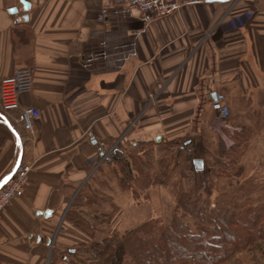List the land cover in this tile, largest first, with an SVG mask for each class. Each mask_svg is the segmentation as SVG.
Returning a JSON list of instances; mask_svg holds the SVG:
<instances>
[{
	"label": "crops",
	"instance_id": "obj_1",
	"mask_svg": "<svg viewBox=\"0 0 264 264\" xmlns=\"http://www.w3.org/2000/svg\"><path fill=\"white\" fill-rule=\"evenodd\" d=\"M24 1L27 9L0 0V79L32 68L21 101L39 117L29 135L0 111V184L18 159L31 166L23 192L0 212V264H43L50 232L111 165L99 143L216 150L218 92L232 127L264 135V0H202L166 13L117 0ZM252 149L260 157L235 176L264 199V138Z\"/></svg>",
	"mask_w": 264,
	"mask_h": 264
},
{
	"label": "rangeland",
	"instance_id": "obj_2",
	"mask_svg": "<svg viewBox=\"0 0 264 264\" xmlns=\"http://www.w3.org/2000/svg\"><path fill=\"white\" fill-rule=\"evenodd\" d=\"M213 123L214 118L210 123L212 128ZM259 126L260 123L258 128ZM231 130L214 129L218 141H214L217 148L212 151L207 150L201 142H198L196 147L184 146V150H180L177 148L181 143L178 140L148 147L150 154H143L139 158H150L152 167L149 172L154 177L155 184L146 190L140 191L138 188V198L133 197L130 189L117 186V174L112 165L99 167V173H96L92 181L80 192L85 197L84 204L73 208L78 211V217L85 221L88 228L92 227V230H88L93 234L80 230L66 220L64 215L58 231L53 229L50 232L51 242L43 247V264H92L91 257L86 252L91 242L113 234L121 235L150 218L169 223L176 197L186 191L200 196L203 217L197 219L186 214L182 216V220L188 223L192 231H202L208 237L216 236L215 239L208 240L210 244L222 249V259L216 264H264V220L259 225V237L248 246L235 249L234 242L228 237L233 233H224V237L220 238L219 231L227 230V227L220 225L224 216L264 207V199L254 197L255 193L251 192L255 185L246 182L245 176H235L240 175L238 168L243 165L244 160H250L245 163V166H248L246 168L250 169L248 164L251 160L260 157L252 148L256 140L264 138V135L262 132L251 135L252 128L250 132L245 130V135L237 138L236 149L230 154H225L222 152L221 142L225 148L231 147L236 142L235 134L242 131V127L233 128L232 132ZM250 145L251 149L246 152L245 148ZM122 148L130 153L129 156L139 152L129 143ZM261 154L263 156L264 153ZM192 158L204 159L206 165L201 172L193 168ZM106 176L108 177L105 178ZM69 249H74V252H69ZM175 264L194 263L185 260Z\"/></svg>",
	"mask_w": 264,
	"mask_h": 264
},
{
	"label": "trees",
	"instance_id": "obj_3",
	"mask_svg": "<svg viewBox=\"0 0 264 264\" xmlns=\"http://www.w3.org/2000/svg\"><path fill=\"white\" fill-rule=\"evenodd\" d=\"M245 130L250 132L251 128L243 126L242 131L233 133L236 142L231 147L225 148L221 142L222 152L225 154L233 152L238 145L237 138L243 137ZM152 145L151 141L138 142L133 146L139 152L132 156H129L130 153L122 147L116 146L111 154L104 158L106 163L114 167L119 187L130 189L134 198H138L141 190L155 184V179L149 172L152 167L150 158H139L143 154H150L148 147ZM175 201L169 223L150 218L121 235L113 234L91 242L86 250L91 257L90 262L92 264H175L185 260H191L194 264L219 262L222 259L221 247L214 246L208 241L215 239L216 236L208 237L202 231H192L188 223L182 220V216L186 214L197 219L203 217L200 196L186 191L180 193ZM73 208L66 212L65 219L80 230L92 233L89 231L92 227L88 228L85 221L78 217V211ZM223 218L220 225L227 227V230L219 231L220 238L224 237V233H233L228 237L234 242V248L245 247L259 237V225L264 220V207L257 210L246 209Z\"/></svg>",
	"mask_w": 264,
	"mask_h": 264
},
{
	"label": "built area",
	"instance_id": "obj_4",
	"mask_svg": "<svg viewBox=\"0 0 264 264\" xmlns=\"http://www.w3.org/2000/svg\"><path fill=\"white\" fill-rule=\"evenodd\" d=\"M130 7L145 13H166L178 11L183 5L202 0H117ZM33 69L30 67H20L12 74L0 79V111L14 122H17L29 135L34 133V122L39 117V110L33 106L22 104V94L31 87V76ZM212 107L215 111L213 129L221 131L233 128L228 122V106L225 103L224 94L216 93ZM236 129V128H235ZM221 134V132H220ZM98 153H102L101 159L111 154L103 149V143L97 146ZM31 170L29 164L20 163L13 176L2 186H0V212L7 203L23 192Z\"/></svg>",
	"mask_w": 264,
	"mask_h": 264
},
{
	"label": "water",
	"instance_id": "obj_5",
	"mask_svg": "<svg viewBox=\"0 0 264 264\" xmlns=\"http://www.w3.org/2000/svg\"><path fill=\"white\" fill-rule=\"evenodd\" d=\"M206 1H222V0H206ZM21 3L23 4L24 8H28V3L25 2L24 0H21ZM160 136H157V138H155V141L157 142L160 138ZM189 142H184L183 146H186ZM102 155V154H101ZM193 168L197 171L201 170L203 168V161L201 158H192L191 160ZM19 159L17 160V162L14 165V168L12 169V171L10 172V174L8 176H6L4 178V180L1 182L0 186L3 185L4 183H6L14 174V172L16 171L17 166L19 165ZM45 214H48V212L46 211ZM69 252H74V249H69Z\"/></svg>",
	"mask_w": 264,
	"mask_h": 264
}]
</instances>
